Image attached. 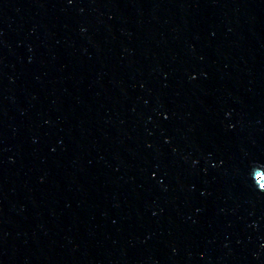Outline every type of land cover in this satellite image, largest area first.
Wrapping results in <instances>:
<instances>
[{
	"label": "water",
	"instance_id": "obj_1",
	"mask_svg": "<svg viewBox=\"0 0 264 264\" xmlns=\"http://www.w3.org/2000/svg\"><path fill=\"white\" fill-rule=\"evenodd\" d=\"M0 264H264V0H0Z\"/></svg>",
	"mask_w": 264,
	"mask_h": 264
}]
</instances>
